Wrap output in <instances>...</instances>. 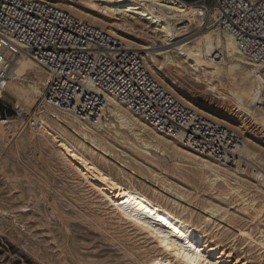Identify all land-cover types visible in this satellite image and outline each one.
Returning <instances> with one entry per match:
<instances>
[{
    "label": "rangeland",
    "instance_id": "rangeland-1",
    "mask_svg": "<svg viewBox=\"0 0 264 264\" xmlns=\"http://www.w3.org/2000/svg\"><path fill=\"white\" fill-rule=\"evenodd\" d=\"M179 1L195 9V5L198 4L196 0ZM51 2L55 3L56 1L51 0ZM207 3L210 4V2ZM58 7L72 14L65 8V5H58ZM73 13L80 17L78 11L75 10ZM117 18H120L119 21L113 22L122 25V16L118 15ZM79 19L93 25L92 17L81 16ZM170 23L175 25V19L170 20ZM204 23L207 27L203 30L204 32L217 30L222 36L217 25L208 22L205 16ZM102 24L98 21L94 22V25L100 28ZM108 28V26H104L105 31L111 30ZM111 31H114V35L124 37V39L131 35L140 39V42H147L148 39L159 41V35L155 30L138 24H134L133 29L127 30L130 35H126L123 30ZM111 31L109 33L113 34ZM199 31L200 28L197 24L190 25L185 33H181L179 40L189 37L188 41H191L200 35ZM192 45V43L187 44L188 47ZM162 49L158 48L153 53L168 51L167 54L171 61L166 60L162 55L160 57V60L162 59L161 71H154L148 60L142 58L150 75L176 99L196 112L208 115L209 118L212 117L214 121L226 126L242 139L244 144L242 147L251 152L252 158L242 160L235 172L215 164L214 168L227 176L230 188L238 190L247 202L254 203L253 209L245 206L243 199L232 193L229 187L222 182H217L215 188L211 190L200 178L202 170L199 164L203 160L201 157L194 154L197 156V161H188L185 158L186 153L175 149L181 148L190 153L182 148L178 141L159 135L145 124L142 125L143 121L123 109L120 111L130 120H134L135 128L120 127L119 123L114 120V131H117L122 137V140H118L119 135L116 136V140H109L113 148L111 149L112 156H108V159L114 164L105 163L99 158H95L94 162L103 171L110 173L124 184L130 182L137 189L140 186L137 176L145 179L144 181L150 186L158 184L157 187H159V183H170L185 198L186 211L181 216L193 223L199 232L206 231V235L211 238L212 242L220 245L225 253L228 252L226 253V264H264V251L256 242L261 238L264 239V181L257 182L255 173L258 171L253 172V170L259 169V172L264 173V125L254 123L246 112L235 107L229 99H220L217 95L209 92L206 81L216 85L217 80L203 78L202 70L194 71L181 57L173 53L172 48ZM221 50L217 49L222 53L221 64L225 63L224 68H226L229 59ZM136 52L139 54V51ZM203 60H206L205 57ZM28 63L43 72L34 62L28 61ZM254 70L255 67L248 64L244 67L242 74L228 76L223 81L224 85L234 88L238 86L236 84L246 82L256 89L257 86L252 76ZM41 97L42 95L34 101L32 110H38L42 106ZM3 99L4 105L9 109L18 107L16 101L6 92ZM110 106L112 107L113 104L110 103ZM19 108L23 109L22 106ZM42 108V110H47L46 107ZM255 114L264 116L259 111H256ZM228 116L234 120L228 119ZM47 122L52 124L48 119ZM13 125L14 130L7 133L4 138L0 137L2 138L0 139V264H78L77 259L80 255L77 249L80 243L85 249H91L89 252L80 251L83 256H80L81 264H146L126 259L120 252L111 253L107 242L97 237L95 231L88 228L81 218L70 214L67 207L68 202H75L76 205L81 203L87 207L91 203L99 201L97 194L89 184L82 182L75 174L67 173V170L58 164L49 149L38 144L17 145L18 138L22 135L27 136L29 131L19 129L17 124H11V126ZM145 144L149 147H144ZM142 150L149 152L150 156L143 154ZM190 154L193 155V153ZM86 157L89 158L88 155ZM205 161L213 165L211 161ZM120 171L123 173H119ZM22 176H27L30 181L26 191L32 197V201L25 206H22L23 201L20 198L22 185L13 182V179ZM50 208L56 211L57 218L47 224L42 211ZM210 209L216 210V212L210 217L211 220L207 221L205 215ZM24 223L31 227L27 250L19 243L21 236L24 235L22 230ZM56 227H60L61 235L58 234ZM238 229L251 230L252 240L235 235ZM52 238H55L57 245H54ZM135 240L137 246L140 247V250L136 251L140 253L148 252L154 246L150 241L145 242L140 237ZM126 243L131 246V242ZM32 247L37 248L40 261L31 255ZM60 251H63V256L59 254Z\"/></svg>",
    "mask_w": 264,
    "mask_h": 264
},
{
    "label": "bare ground",
    "instance_id": "bare-ground-1",
    "mask_svg": "<svg viewBox=\"0 0 264 264\" xmlns=\"http://www.w3.org/2000/svg\"><path fill=\"white\" fill-rule=\"evenodd\" d=\"M53 1H56L54 4L57 6L65 5V8L75 17L77 15L73 11H78L80 16L77 17L78 19L81 16L92 17L93 25L95 21L103 23L100 25L103 30H105L104 26H108L111 30H123L126 35H130L127 30L133 29L134 24L155 30L159 35V41L148 39L147 42H140V39L131 35L127 36V39L123 37L122 41L127 48L139 51L141 58L148 60L154 71H161L162 59L160 60V57L162 55L168 61H171V58L167 54L168 51L157 54L153 52L156 49L158 50V48H172L173 53L181 57L194 71L202 70L203 78L217 80L216 85L206 81L209 92L217 95L220 99H229L235 107L246 112L254 123L264 125V116L255 114L258 109L256 107L258 89L246 82L236 84L238 86L234 88L225 86L223 82L228 76L233 77L237 74H242L244 67L248 64L252 65V62L239 53L234 41L229 36L225 34L221 36L217 30L203 31L207 27L204 23L205 14L202 9L186 7L187 5L177 0ZM99 4L105 9L103 14H98L97 12ZM118 15L122 16V25L113 22L119 21ZM172 19H175V25L170 23ZM193 24H197L198 28H200V35L191 41H188L189 37L179 40L181 33H185L188 27ZM111 30H107V32L109 33ZM112 33L114 35V31ZM187 41L193 45L188 47ZM217 49H222L223 51H221L229 59L226 68H224L225 63L221 64L222 61L214 62L220 56L219 52L214 55ZM217 56L218 58H216ZM204 57L206 60H203ZM28 61L32 60L27 56L18 57L14 61L4 88L6 94L16 101V106H22L27 111L33 107L34 101L43 94L49 78L41 67L38 66L43 72L31 66ZM106 100L105 106L109 103L105 112L106 115L104 114L101 122L95 125L72 121L50 107H46L47 110H43L39 118L42 122L40 129L37 132H28L27 136H20L16 144H38L43 148L49 149L52 156L56 158L62 168L67 170V173L75 174L82 182L89 184L97 194L99 201L93 202L90 204L91 206L87 207L81 203L76 205L75 202H68L67 207L72 216L81 218L88 228L95 231L97 237L107 242V247L111 253L120 252L126 259L146 264H226V253L228 252L225 253L220 245L212 242L211 238L206 235V231L199 232L193 223L181 216L186 211L184 206L185 198L170 183H159L155 179L160 184L159 187H157L158 184L157 186H150L144 181L145 179L143 180L140 178L141 176L136 175L140 184L139 189H137L130 182L124 184L110 173L103 171L94 162L95 158H99L105 163L114 164L108 159V156H112L111 149L113 148L109 140H116L118 135V140H122L120 134L114 131V120L119 123L120 127L132 129L136 126L134 120H130L120 111V109H123L127 112L121 105L113 100ZM110 103L111 105L113 104L112 107ZM47 119L52 124L48 123ZM211 119L214 118L211 117ZM228 119L234 120L230 116H228ZM144 124L143 122L142 125ZM14 128V125L0 126V137L4 138ZM144 147L149 146L145 144ZM175 149L186 153L185 158L188 161H197V156L194 154L187 153L181 148ZM142 152L150 156L149 152L145 150H142ZM239 155L242 160L252 158L251 152L244 147L240 148ZM199 166L202 170L200 171V178L211 190L215 188L217 182H222L228 186L227 176L216 170L214 164L211 165L203 159ZM119 173L122 174L123 171ZM121 174L120 177H122ZM13 182L22 185V194L20 196L23 201L22 206L31 202L32 197L26 191L30 184L27 176L15 178ZM229 189L237 197L243 199L238 190L230 187ZM243 202H245V206L253 209L254 203H251L252 201L247 202L243 199ZM38 211L40 210L38 209ZM241 211H243V208H241ZM214 212L216 210H207L205 215L207 221L211 220L210 217ZM42 214L47 224H50L52 219L55 220L57 218L56 211L52 208L45 209ZM22 228L24 235L21 236L19 243L27 250L29 247L28 235L31 227L24 223ZM56 230L61 235L60 227H56ZM250 231L238 229L235 235L251 241ZM138 237L145 242L150 241L154 244L150 251L145 252L147 254L136 251L140 250L135 240ZM51 240L54 245H57L55 238ZM126 242H131V246ZM256 242L264 251V239L261 238ZM36 249L32 247L30 253L33 258L40 261ZM77 250L80 256L82 254L81 250L91 251V249H85L81 243ZM59 254L63 256L64 253L60 251ZM143 254L145 255L143 256ZM80 256L77 259L78 264H81L79 261Z\"/></svg>",
    "mask_w": 264,
    "mask_h": 264
},
{
    "label": "built area",
    "instance_id": "built-area-1",
    "mask_svg": "<svg viewBox=\"0 0 264 264\" xmlns=\"http://www.w3.org/2000/svg\"><path fill=\"white\" fill-rule=\"evenodd\" d=\"M196 1L207 21L216 24L252 62L256 111L264 114V0ZM99 6L97 12L103 14L105 9ZM21 56L29 57L49 76L38 110L4 105L9 71ZM220 56L214 62L222 61ZM106 99L218 167L235 172L242 161V139L165 91L121 37L76 18L51 0H0V126L17 124L19 129L37 132L42 107L95 125L104 118ZM254 171H258L255 180L262 183L264 173Z\"/></svg>",
    "mask_w": 264,
    "mask_h": 264
}]
</instances>
